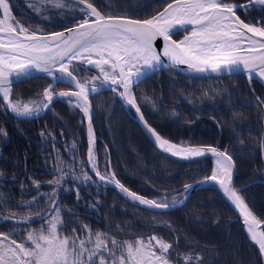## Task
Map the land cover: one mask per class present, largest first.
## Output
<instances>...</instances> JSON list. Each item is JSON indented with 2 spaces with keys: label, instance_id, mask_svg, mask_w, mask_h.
<instances>
[{
  "label": "trees",
  "instance_id": "trees-1",
  "mask_svg": "<svg viewBox=\"0 0 264 264\" xmlns=\"http://www.w3.org/2000/svg\"><path fill=\"white\" fill-rule=\"evenodd\" d=\"M90 2L105 15L146 19L172 0ZM224 2L238 4L246 0ZM9 3L20 24L40 29L43 34L63 30L84 19L80 12L73 11L78 5L68 0L67 6L60 9L51 5L42 7L38 0H9ZM237 12L245 22L264 26V6L249 4ZM72 66L82 79L100 75L99 70L82 63ZM49 84L52 81L48 76L14 84L11 98L13 102L39 104L43 89ZM69 89L74 87L57 82L52 91ZM134 92L148 122L173 143L227 151L237 164V191L264 221L261 80L244 79L236 85L216 86L163 68L146 77ZM90 101L97 136L94 156L102 174L106 170L115 171L121 183L132 191L151 199H160L167 193L169 201L172 196L183 198L184 184L212 174L216 166L212 157L182 162L162 153L145 134L136 114L110 86L92 94ZM86 123L87 117L67 98L51 103L37 117L15 116L0 98V129L6 133L0 134V173L4 177L0 178V201H3L0 217H7L10 212L16 213L17 218L33 217L25 224L11 220L0 223L3 232H14L11 238L20 242L21 237L39 229L59 208L64 221L60 231L64 235L71 236L75 229L76 236L85 239L88 232L82 226L88 225L93 233L101 231L120 241L142 238L147 242L153 235L162 238L173 245L172 264H185V255L193 257L188 264H263L258 249L249 241L234 209L215 184L197 190L180 208L165 211L133 202L119 189L100 182L88 167ZM85 172L91 178L88 181L84 180ZM61 176L64 178L59 185H49V181ZM34 181L39 182L38 188ZM33 198L34 203L20 207L21 201Z\"/></svg>",
  "mask_w": 264,
  "mask_h": 264
},
{
  "label": "snow or ice",
  "instance_id": "snow-or-ice-1",
  "mask_svg": "<svg viewBox=\"0 0 264 264\" xmlns=\"http://www.w3.org/2000/svg\"><path fill=\"white\" fill-rule=\"evenodd\" d=\"M38 2L42 7L51 5L60 9L67 6L65 0ZM253 2L264 5V0ZM71 3L78 5L73 11L80 12L84 19L65 31L40 34L42 30L26 27L14 18L9 0H0V98L6 102L5 106L18 116H30L47 109L57 95L67 98L70 104L75 100L73 107L80 109L88 119V162L100 182L112 183L130 200L151 210L183 205L193 185L184 184L183 198L172 196L169 201L167 193H164L160 199H149L127 188L117 178L115 171L106 170L104 174L99 171L94 156L96 138L89 96L108 84L111 90L118 91L119 96L135 109L147 132L164 153L184 159L200 157L205 153H212L216 157L212 174L205 177L202 183L214 181L219 184L224 194L239 209L251 241L264 255V230H259L264 221L253 214L244 198L231 186L234 167L232 156L227 151L221 152L210 146L173 143L144 119L133 92V88L142 82L145 69H159L163 64L161 57H166L172 66L186 65L189 71L196 73L235 74L243 70L249 80L254 74L264 78V26L245 23L236 14L237 9L249 5H237L224 0H172L150 18L132 19L127 15H105L90 0H71ZM186 25L191 26V31L182 40H173L172 30ZM158 37L164 42L160 52L154 46ZM74 61L94 65L100 75L78 78L70 69ZM33 69L45 73L54 82H68L76 90L55 93L52 91L53 84H49L43 89L41 103L13 102L12 84L30 77ZM0 134L6 135L2 129ZM83 177L85 181L91 179L86 172ZM0 178H4L2 173ZM63 178L61 176L48 183L59 185ZM34 183L37 188L40 186L39 182ZM34 201L35 198L29 202L21 201L20 207ZM52 203L55 204V201ZM65 211L70 213L68 209ZM60 212L56 208L54 216L39 229L28 231L25 237L20 238V242L11 238L14 232H0V264H172L170 250L173 245L162 238L153 235L147 242L142 238L120 241L101 231L93 233L88 225H83L88 235L85 239H79L75 229L71 236L62 234L60 229L64 227V221ZM32 219L30 215L17 218V214L12 212L7 217H0L4 222L11 220L16 224L29 223ZM183 259L188 264L193 257L185 255Z\"/></svg>",
  "mask_w": 264,
  "mask_h": 264
},
{
  "label": "water",
  "instance_id": "water-1",
  "mask_svg": "<svg viewBox=\"0 0 264 264\" xmlns=\"http://www.w3.org/2000/svg\"><path fill=\"white\" fill-rule=\"evenodd\" d=\"M69 1H71V0H69ZM171 3V2H170ZM245 4H256V3H254L253 2V0H247L245 3H238L237 5H245ZM260 5V4H259ZM262 6H264V5H262ZM99 9V8H98ZM238 10V9H237ZM236 10V11H237ZM162 11V10H161ZM236 14L239 16V14H238V12H236ZM130 18H132V19H145V18H136V17H132V16H129ZM240 17V16H239ZM241 18V17H240ZM242 19V18H241ZM243 20V19H242ZM244 21V20H243ZM245 22V21H244ZM245 23H248V22H245ZM77 24V23H76ZM75 24V25H76ZM74 26V25H73ZM73 26H69V27H67V28H72ZM67 28H65V29H63V30H58V31H54V32H60V31H65ZM187 29H191V26L190 25H186V26H184L183 28H180V27H178V28H176V29H173L172 30V39L173 40H176V41H180V40H182L183 38H184V36L185 35H187L188 33H186V34H184V35H181V33L184 31V30H187ZM40 34H43V33H40ZM44 34H47V33H44ZM154 46L156 47V49H157V51L158 52H160V51H162V49H163V47H164V42H163V39L162 38H160V37H158L157 39H156V41H154ZM161 59H162V61H163V64L159 67V69L158 70H160V69H163V68H166V69H171V70H175V71H177V72H179V73H181V74H185V75H187V76H190V77H196V78H201V79H203V80H207V81H209V82H211V83H213V84H221V85H226L227 83H236L239 79H241V78H248V75H247V73L245 72V71H240V72H238V73H235V74H230V73H228V72H223V73H220V74H217V73H211V72H207V73H196V72H192V71H189L188 69H187V66L186 65H175V66H172L171 65V62L166 58V57H161ZM71 69V68H70ZM72 70V69H71ZM158 70H151V69H145L144 70V74H143V78H142V81L146 78V77H148V76H150V75H152V73H154V72H156V71H158ZM73 73L78 77V78H80V76L79 75H77L74 71H73ZM47 75L45 74V73H42V72H39V71H36V70H32L31 71V76L30 77H28L27 79H24V78H22L21 79V81H19V82H15V83H13L12 84V92H13V86H14V84H18V83H25L26 81H30V80H35V78H39V77H46ZM253 77H255V78H260L259 76H257V75H253ZM81 79V78H80ZM67 83V82H66ZM142 83V82H141ZM140 83V84H141ZM70 84V83H69ZM105 85H108V84H105ZM74 86V85H73ZM135 88V87H134ZM134 88H133V92H134ZM69 90H72V91H75L76 89H75V86H74V89H69ZM68 90V91H69ZM122 90V89H121ZM61 91H67V90H61ZM60 91H57V93H59ZM134 94H135V92H134ZM58 99H64V98H62V97H59L58 95L54 98V100L51 102V103H53V102H55V101H57ZM89 100H90V96H89ZM125 101V100H124ZM6 103V102H5ZM90 103H91V101H90ZM125 103L127 104V102L125 101ZM50 106V105H49ZM127 106L131 109V111L132 112H134L135 114H136V119H137V121H138V123L141 125V127H142V129H143V131L145 132V134H147L148 135V137L150 138V140L153 142V144H155V142H154V137H152L148 132H147V130H146V128L144 127V125H143V122L142 121H140V119H139V114H137L136 113V111H135V109L134 108H132L131 106H129L128 104H127ZM49 108V107H48ZM47 108V109H48ZM10 111H11V109L10 108H8ZM47 109H43V110H41L40 112H38V113H33L32 115H30V116H28V117H37L38 115H41V114H43V113H45V111H47ZM142 111V110H141ZM12 112V111H11ZM90 112H91V116H92V125H93V130H94V134H95V126H94V120H95V115H94V107H93V105H92V103H91V109H90ZM13 113V112H12ZM15 116L17 115V114H15V113H13ZM144 114V113H143ZM18 116V115H17ZM19 117H26V116H19ZM144 119L148 122V120L146 119V116H145V114H144ZM148 124L149 125H151L149 122H148ZM86 126H87V137H88V119H87V123H86ZM152 126V125H151ZM155 146H157L156 144H155ZM88 147H89V143H88ZM158 147V146H157ZM210 147H213V146H210ZM95 148V147H94ZM214 148H216V147H214ZM159 149V148H158ZM218 151H221V152H223V150H221V149H218V148H216ZM160 150V149H159ZM162 153H164L162 150H160ZM164 154H168L170 157H172L173 159H175V160H179V161H182V162H188V161H194V160H199V159H202V158H210V157H213L215 160H216V157L212 154V153H205V155H203V156H200V157H193V158H190V159H184V158H181V157H174V156H172L170 153H164ZM87 158H88V152H87ZM232 160H233V158H232ZM233 163H234V167H233V177H232V187H234L236 190H237V188H236V178H237V174H238V172H237V164H236V162H234V160H233ZM88 167H89V169L91 170V172H92V174H94V172H93V170H92V168H91V165L89 164V162H88ZM95 175V174H94ZM96 177V176H95ZM97 179H98V177H97ZM202 181H204V178L203 179H200V180H198V181H195V182H192L190 185H193V187L189 190V193H188V199L183 203V205H185L189 200H190V198L192 197V195L197 191V190H199L200 188H202V187H204V186H206V185H209V184H215L218 188H219V190H220V193L221 194H223V196L225 197V199H226V201H227V203L232 207V209H234V211H235V213H236V215H237V219L241 222V224L243 225V227H244V232H245V234H246V236H248V239H249V241L251 242V244L253 245V246H255L257 249H258V246L253 242V241H251V239H250V236H249V234H248V232H247V225L245 224V221H244V217L240 214V211H239V209H237L236 207H235V205H234V203L226 196V194H224V192H223V189L222 188H220V186H219V184L217 183V182H214V181H208V182H203L202 183ZM102 183H104V182H102ZM106 184H108L109 186H112L113 188H116L112 183H106ZM116 189H118V188H116ZM130 189V188H129ZM131 190V189H130ZM132 191V190H131ZM139 194V193H138ZM141 195V194H140ZM148 198V197H147ZM149 199H151V198H149ZM183 205H179V206H177V207H175V208H169V209H164L165 211H169V210H173V209H178V208H180L181 206H183ZM157 210H159V209H157ZM254 214V213H253ZM257 216V215H256ZM257 218L258 219H260L258 216H257ZM261 220V219H260ZM262 221V220H261ZM261 228H262V230L264 229V224H261ZM258 251H259V249H258ZM259 255L262 257V260H263V264H264V255H262L260 252H259Z\"/></svg>",
  "mask_w": 264,
  "mask_h": 264
},
{
  "label": "flooded vegetation",
  "instance_id": "flooded-vegetation-1",
  "mask_svg": "<svg viewBox=\"0 0 264 264\" xmlns=\"http://www.w3.org/2000/svg\"><path fill=\"white\" fill-rule=\"evenodd\" d=\"M68 1H69V0H68ZM246 1H247V0H246ZM236 12H237V11H236ZM238 14H239V13H238ZM244 79H246L248 82L250 81L249 78H241V79H239L236 83H227L226 85L213 84V83H211V82H209V81H208V82L211 83V84H213V85H216V86H217V85L227 86V85H236V84H238V82H240V81H242V80H244ZM252 79H253V78H252ZM252 79H251V80H252ZM30 81H32V80H30ZM206 81H207V80H206ZM26 82H27V81H26ZM18 84H19V83H18ZM237 175H238V174H237ZM236 179H237V178H236ZM236 185H237V183H236ZM54 215H55V214H54ZM54 215H53V216H54ZM1 216H5V215L2 214ZM0 223L4 224V221L0 220ZM0 232H3V229H0Z\"/></svg>",
  "mask_w": 264,
  "mask_h": 264
},
{
  "label": "rangeland",
  "instance_id": "rangeland-1",
  "mask_svg": "<svg viewBox=\"0 0 264 264\" xmlns=\"http://www.w3.org/2000/svg\"><path fill=\"white\" fill-rule=\"evenodd\" d=\"M71 66H72V65H71ZM71 66H70V68H71ZM72 68H73V67H72ZM72 68H71V69H72ZM96 69H97V68H96ZM97 70H99V69H97ZM262 79L264 80V78H262ZM99 86H100V84H99ZM99 86L97 85V87H99ZM26 103H28V102H26ZM74 104H75V100L72 101V105H74ZM153 243H155V242H153Z\"/></svg>",
  "mask_w": 264,
  "mask_h": 264
},
{
  "label": "bare ground",
  "instance_id": "bare-ground-1",
  "mask_svg": "<svg viewBox=\"0 0 264 264\" xmlns=\"http://www.w3.org/2000/svg\"><path fill=\"white\" fill-rule=\"evenodd\" d=\"M75 75V74H74ZM76 76V75H75ZM246 203V202H245ZM247 206H248V204H247ZM248 208H249V206H248ZM250 209V208H249ZM251 210V209H250ZM255 216H256V214H254ZM257 217V216H256ZM259 230H262V228H261V225H260V229Z\"/></svg>",
  "mask_w": 264,
  "mask_h": 264
}]
</instances>
